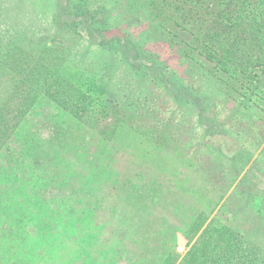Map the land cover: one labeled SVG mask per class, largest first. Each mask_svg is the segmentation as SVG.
I'll return each instance as SVG.
<instances>
[{
	"label": "trees",
	"instance_id": "1",
	"mask_svg": "<svg viewBox=\"0 0 264 264\" xmlns=\"http://www.w3.org/2000/svg\"><path fill=\"white\" fill-rule=\"evenodd\" d=\"M21 1L29 7L17 17L0 7V170L19 166L8 181L0 174L6 237L16 223L27 235L55 186L72 188V218H116L121 193L99 178L116 170L119 147L132 151L129 136L163 151L200 129L229 158L227 123L264 121V0H51L43 18L38 0ZM43 103L57 111L40 119L45 135L30 119ZM168 109V121L153 119ZM135 209L140 234L126 249L135 264H264V241L203 215L187 252L167 251L163 221Z\"/></svg>",
	"mask_w": 264,
	"mask_h": 264
},
{
	"label": "rangeland",
	"instance_id": "2",
	"mask_svg": "<svg viewBox=\"0 0 264 264\" xmlns=\"http://www.w3.org/2000/svg\"><path fill=\"white\" fill-rule=\"evenodd\" d=\"M37 4L34 11L40 18L54 9L51 0H38ZM0 7L2 13L9 11L13 13L11 17H17L29 6L21 0H0ZM166 111L169 109L150 119L154 122L153 119L164 118L166 122L170 117ZM223 111L220 118L232 117L230 110ZM175 112L178 115V110ZM50 114L53 119L57 114L55 107L43 103L30 119L39 122L43 115ZM248 118L241 123L236 120L227 123L231 128L225 141L229 158L219 151L217 140L204 145L200 129L185 130L191 134L189 139L179 137L163 151L144 143L140 135L129 136L132 151L127 153L119 147L114 152L116 170L99 178L103 188L117 186L121 193L120 205L112 201L114 198L108 202V212L116 204V218L105 219L108 223L72 218L69 216L72 188L55 186L53 199L42 210L44 216L25 224L27 235L22 233L21 223H16L18 234L12 237L3 235L10 233L2 230L0 264H135L126 249L133 247L131 243L140 234L141 226L136 230L140 218L134 219L138 206L147 210V217L163 221L167 244L170 241L167 251L176 250L182 255L187 252L186 235L191 224L202 215L207 223L213 220L219 225L240 228L264 241V121H258L253 114ZM37 125L41 133L45 132L43 120ZM135 129L146 132L145 125ZM189 150L194 158L189 156ZM18 167L2 168L0 174L8 176ZM114 171L111 185L109 179ZM14 177L8 176L6 180ZM140 193L147 199L143 201Z\"/></svg>",
	"mask_w": 264,
	"mask_h": 264
},
{
	"label": "water",
	"instance_id": "3",
	"mask_svg": "<svg viewBox=\"0 0 264 264\" xmlns=\"http://www.w3.org/2000/svg\"><path fill=\"white\" fill-rule=\"evenodd\" d=\"M182 249H180V251H181Z\"/></svg>",
	"mask_w": 264,
	"mask_h": 264
}]
</instances>
